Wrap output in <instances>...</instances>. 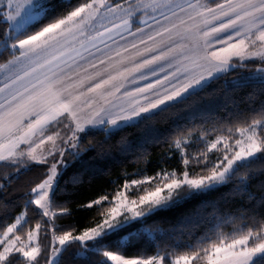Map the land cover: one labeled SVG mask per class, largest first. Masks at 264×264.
I'll return each mask as SVG.
<instances>
[{"label":"snow or ice","instance_id":"snow-or-ice-1","mask_svg":"<svg viewBox=\"0 0 264 264\" xmlns=\"http://www.w3.org/2000/svg\"><path fill=\"white\" fill-rule=\"evenodd\" d=\"M0 23V164L16 173L26 161L48 165L14 217L17 176H2L0 264H264V181L250 191L254 166L264 169V0H6ZM221 81L225 93L254 89L247 112L228 97L230 118L204 120L211 127L195 140L193 128L170 137L180 166L79 204L100 216L79 231L56 223L72 215L58 196L82 177L61 180L92 166L85 154L97 145L80 134L98 130L104 143L119 135V152H134L157 132L151 122L182 108L195 115ZM158 237L168 238L164 249L125 254Z\"/></svg>","mask_w":264,"mask_h":264},{"label":"trees","instance_id":"trees-1","mask_svg":"<svg viewBox=\"0 0 264 264\" xmlns=\"http://www.w3.org/2000/svg\"><path fill=\"white\" fill-rule=\"evenodd\" d=\"M57 4H75L77 0H54ZM4 24L0 23V35L4 30ZM255 63H258L257 61ZM236 75L233 72L228 77L229 80ZM219 83L212 84L207 90L208 95L204 96L201 101L199 110L195 115H192V110L188 108H182L177 113L170 116L168 119L158 118L157 121L151 122L149 127L157 130L146 141H139L142 145L137 147L134 152L121 153L118 150V141L120 136H114L109 139L107 143H104L105 137L98 130L91 131L88 135L83 134L82 143L85 146L89 145L92 141L97 147L85 154L87 162L92 165L91 167H85L77 164L75 167L70 168L68 173L61 180V188L65 187V181L68 180L74 172H79L82 177V182L76 186L68 185L67 192L61 193L58 196L60 202L68 201L72 209V215L66 218H62L56 221V223L62 229H68L75 227L78 231L89 225L94 224L100 219L96 211L91 209H78V205L86 203L90 200L98 198L103 193H114L118 188H122L126 179L139 178L142 175H153L157 170L162 167H167L169 170L176 168L179 165L180 154L175 148H169L168 141L170 137L175 133L177 129H189L193 128L196 131L193 132V140L199 137V129L204 127H211V123L204 124V120L209 121H222L230 118L236 109L233 107L228 97H233L238 104L241 111L247 112L249 106L245 100L248 93L254 91L252 87H249L239 93H225L220 87ZM255 107H259L257 101ZM175 121V123L173 122ZM130 140H135L140 135L138 130L132 129L128 133ZM214 138V137H213ZM200 145L192 143L190 150H195ZM98 152H103L105 155L103 158L97 155ZM95 158V159H93ZM26 167L21 168L18 173L13 172L11 167H6L0 164V183H4L2 176L5 172H9L17 179L10 185L9 195L13 203V208L10 212V217H14L22 208L23 200L20 199L25 192H31V189L39 184L47 175L48 165L35 164L33 162L26 161ZM254 168L257 171L254 173V179L250 182V191L259 194V185L261 181H264V169L260 165H255ZM229 188H225L223 191L228 192ZM131 195V194H130ZM214 198V197H213ZM237 203L225 206L235 208ZM35 208L34 205L31 206ZM211 212V209L208 210ZM31 227L35 226L36 217H31ZM5 221L0 220V224ZM7 222H11L9 219ZM228 230H231L229 226ZM198 234H202V230H197ZM149 238H145L147 241ZM187 240V237H185ZM167 237H158L155 244L141 243L126 249V255H133L138 251H144L147 254H153L157 249L156 245L159 244L161 249L165 248L168 243ZM42 244L50 243V236L47 241L44 237H41ZM70 251H76V249H70ZM99 257L92 256L87 262L82 260L71 261L70 264H96ZM65 260H68L67 254H65ZM108 264H111L108 262Z\"/></svg>","mask_w":264,"mask_h":264},{"label":"rangeland","instance_id":"rangeland-1","mask_svg":"<svg viewBox=\"0 0 264 264\" xmlns=\"http://www.w3.org/2000/svg\"><path fill=\"white\" fill-rule=\"evenodd\" d=\"M6 5V0H0V10H2L4 8V6ZM258 62V61H257ZM66 131V130H65ZM81 136H83V134H80ZM31 162V161H28ZM131 193H129L130 195ZM35 206V205H34ZM43 236V232L41 234V237ZM49 236H51V234L49 233ZM111 263V262H110Z\"/></svg>","mask_w":264,"mask_h":264}]
</instances>
